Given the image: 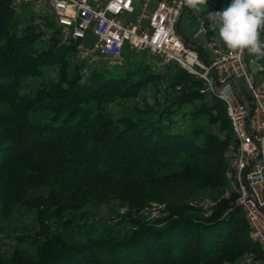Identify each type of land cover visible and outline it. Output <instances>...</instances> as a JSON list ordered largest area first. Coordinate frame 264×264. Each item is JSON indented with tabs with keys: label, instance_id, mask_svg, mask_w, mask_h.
Segmentation results:
<instances>
[{
	"label": "trees",
	"instance_id": "1",
	"mask_svg": "<svg viewBox=\"0 0 264 264\" xmlns=\"http://www.w3.org/2000/svg\"><path fill=\"white\" fill-rule=\"evenodd\" d=\"M229 2L219 0L215 11ZM16 10L12 0H0V218L9 223L32 213L39 226L29 239L35 256L18 245L0 251V264H226L247 253L261 259L234 198L219 201L208 218L189 205L202 191H225L232 142L225 105L201 93L203 83L177 64L163 73L134 65L116 76L71 68L75 48L61 43L54 23L41 27L34 19L46 18L32 15L23 27ZM137 99L135 114H111ZM129 190L148 191L146 206L159 202L166 214L150 223L140 215L145 204L114 198ZM54 201L56 214L91 209L81 214L79 241L68 237L73 222L51 221ZM103 206L118 228L93 230Z\"/></svg>",
	"mask_w": 264,
	"mask_h": 264
},
{
	"label": "built area",
	"instance_id": "2",
	"mask_svg": "<svg viewBox=\"0 0 264 264\" xmlns=\"http://www.w3.org/2000/svg\"><path fill=\"white\" fill-rule=\"evenodd\" d=\"M12 3L17 8L28 6L35 17H50L61 43L65 47L74 46L75 59L84 73L98 63L106 64L108 69L123 67L126 48L132 52L145 51L153 58L149 66L155 72L163 73L171 64H177L203 83L201 93L214 96L225 105L232 131L225 191L219 199L191 205L200 208L208 218L219 201L234 198L247 222L250 241L262 256L259 259L250 253L237 264H264V79L261 78L264 57L252 56L247 50L231 51L215 36L218 31L207 13L216 12L219 0H211L210 8L200 13L183 5V0H12ZM187 10L197 21L193 40L205 42L202 54L180 32L179 25Z\"/></svg>",
	"mask_w": 264,
	"mask_h": 264
},
{
	"label": "rangeland",
	"instance_id": "3",
	"mask_svg": "<svg viewBox=\"0 0 264 264\" xmlns=\"http://www.w3.org/2000/svg\"><path fill=\"white\" fill-rule=\"evenodd\" d=\"M229 4L231 3V0H229ZM211 2V0H207V4L204 6V9L206 8H210L209 3ZM229 4H226L222 9H220L219 11H222L224 8H226ZM139 9V7L137 8ZM33 14L30 11V8L28 6H22V7H18L16 10V17L17 19L21 22V25L24 27L27 24L30 23V21L32 20V16ZM190 16L191 14L189 13V11H186L182 17V21L179 25V29L180 32L187 38L192 39V33L194 32V30L196 29V21L194 20H190ZM45 20H41V19H34L35 22H38L40 25L39 26H43V21H47V22H52V19L50 17H45ZM189 20V23H188ZM55 28H47L46 29V33L47 36H51L54 34ZM193 45L198 46V47H202V44H199L198 41L197 42H192ZM203 44H205V42H203ZM124 55H125V59H127V64L125 67H115V68H111L108 69L106 64L104 63H98L95 65H92L90 67V70L93 69H99L101 71H107L108 75H112V76H116V75H124L126 72L131 71L134 65H149L152 63L153 58L148 54V52L142 51V52H132L130 51L128 48L125 49L124 51ZM78 62L76 61L75 57L72 59L71 61V68H74L76 66ZM152 69V68H151ZM153 70V69H152ZM31 88L35 89L36 88V84L34 82H31ZM146 97L149 98L150 102H152V99L154 97L153 93H146ZM142 102V99H137V100H132L129 103L125 104L124 106H122V103H120L119 105H115L112 110H111V114L114 116H118V115H133L135 114V110L133 109L134 107H136L137 105H140V103ZM202 125L200 122L194 123L193 126H199ZM207 131H214L216 133L215 130H213L210 126L206 127ZM225 156L227 157V153H225ZM220 157V156H219ZM225 190V189H224ZM115 195V199H117L118 197L121 199L126 198L127 196L131 197V198H135L137 200H139L140 202H142L143 204L144 201H146L150 195V193L148 191H140L137 192L135 195L133 194L132 191L129 190V193L127 191H118V192H114ZM221 195L216 194L215 191L212 190H206V191H202L200 193L197 194V198L190 200L189 205L191 207H193V205H191V203L193 202H199L202 200H215L220 198ZM115 204L118 205L117 202H114ZM148 203V202H147ZM51 205L47 211L49 213V215L51 216V221L57 223V224H63L62 222L65 221H71L73 222L72 226L70 227L68 234L72 240H80L81 239V233L84 232L83 230V226L81 224H83V219H81V214L83 213H88L90 212L91 209H89V206L87 207H83V208H76V210H73L69 213H60V214H56V208L55 205L58 204V202H51ZM234 204H235V199H234ZM160 206H163L164 209L160 210ZM78 209V210H77ZM200 209V208H199ZM128 212V208L122 207L119 208V213L123 214L125 212ZM201 210V209H200ZM166 211L165 205L161 204L159 202H151L149 206H146L145 204V208L141 211L140 215L144 217V219H146L148 222L152 223L155 220L161 219L163 216V213ZM166 213V212H165ZM156 214V215H154ZM58 215V217L56 218V216ZM135 215V214H133ZM204 216V214H202ZM55 216V217H53ZM56 218V219H53ZM95 222L93 223V230H98V228H101L102 225L104 223H107V225L111 226V227H115L118 228L116 225H118V221L119 219H115V220H107L108 218H110V214L108 212V207L103 206L97 213V216L95 217ZM37 217L35 216V214H29V215H22L20 218H17L9 223H5L3 222V220H1L0 218V251L5 252L10 248H14L18 245H20L21 247H23L24 249L28 250L32 256L36 255V247L35 244L33 243L34 240H29L30 238H34V229L39 226V222H37ZM83 220V221H82ZM59 222V223H58ZM81 225V226H80ZM101 226V227H100ZM82 227V228H81ZM97 233V231L95 232ZM67 234V235H68ZM250 253L245 254L241 259L236 260L234 262H229L226 264H237L239 263L246 255H248Z\"/></svg>",
	"mask_w": 264,
	"mask_h": 264
},
{
	"label": "clouds",
	"instance_id": "4",
	"mask_svg": "<svg viewBox=\"0 0 264 264\" xmlns=\"http://www.w3.org/2000/svg\"><path fill=\"white\" fill-rule=\"evenodd\" d=\"M206 4L207 0H183L194 13L203 11ZM207 18L227 49L264 57V0H231L222 11L208 12Z\"/></svg>",
	"mask_w": 264,
	"mask_h": 264
},
{
	"label": "crops",
	"instance_id": "5",
	"mask_svg": "<svg viewBox=\"0 0 264 264\" xmlns=\"http://www.w3.org/2000/svg\"><path fill=\"white\" fill-rule=\"evenodd\" d=\"M191 20V19H190ZM194 21H196V19H193ZM182 21V20H181ZM181 23V22H180ZM188 23H189V20H188ZM196 23H197V21H196ZM197 25V24H196ZM193 34V33H192ZM183 35V34H182ZM184 36V35H183ZM215 36H218V32L215 34ZM185 37V36H184ZM186 39H188L189 40V38H187V37H185ZM198 41V43L199 44H202V52L204 53V51H205V44H203V42H204V40L203 39H200V40H193V38L192 39H190V41L189 42H197ZM262 78V77H261Z\"/></svg>",
	"mask_w": 264,
	"mask_h": 264
}]
</instances>
